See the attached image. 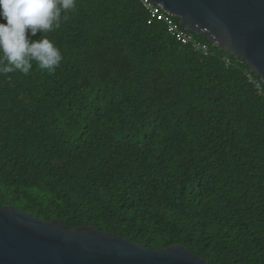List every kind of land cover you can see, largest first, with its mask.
Returning a JSON list of instances; mask_svg holds the SVG:
<instances>
[{
    "label": "trees",
    "instance_id": "1",
    "mask_svg": "<svg viewBox=\"0 0 264 264\" xmlns=\"http://www.w3.org/2000/svg\"><path fill=\"white\" fill-rule=\"evenodd\" d=\"M196 37L209 55L137 0H77L48 34L64 57L54 75L35 62L0 75L1 204L209 264H264V84Z\"/></svg>",
    "mask_w": 264,
    "mask_h": 264
},
{
    "label": "water",
    "instance_id": "2",
    "mask_svg": "<svg viewBox=\"0 0 264 264\" xmlns=\"http://www.w3.org/2000/svg\"><path fill=\"white\" fill-rule=\"evenodd\" d=\"M244 61L264 84V0H150ZM0 264H209L183 246L150 250L97 228L71 229L0 202Z\"/></svg>",
    "mask_w": 264,
    "mask_h": 264
},
{
    "label": "clouds",
    "instance_id": "3",
    "mask_svg": "<svg viewBox=\"0 0 264 264\" xmlns=\"http://www.w3.org/2000/svg\"><path fill=\"white\" fill-rule=\"evenodd\" d=\"M76 8L77 0H0V19L6 21L0 23V75H28L33 62L54 75L64 57L48 34L61 29Z\"/></svg>",
    "mask_w": 264,
    "mask_h": 264
},
{
    "label": "built area",
    "instance_id": "4",
    "mask_svg": "<svg viewBox=\"0 0 264 264\" xmlns=\"http://www.w3.org/2000/svg\"><path fill=\"white\" fill-rule=\"evenodd\" d=\"M149 17V23L160 22L163 23L169 36L176 39L183 45H189L195 52L202 53L207 56L210 53L208 44L203 43L197 37L189 32L183 30L176 18L166 13L163 9L155 5L150 0H137ZM247 77L253 83L257 90L262 89V82L252 72L247 73ZM256 77V78H254Z\"/></svg>",
    "mask_w": 264,
    "mask_h": 264
}]
</instances>
